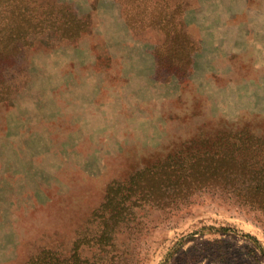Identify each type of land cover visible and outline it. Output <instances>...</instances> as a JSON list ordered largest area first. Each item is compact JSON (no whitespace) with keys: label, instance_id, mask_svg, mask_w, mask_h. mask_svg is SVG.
I'll list each match as a JSON object with an SVG mask.
<instances>
[{"label":"rangeland","instance_id":"1","mask_svg":"<svg viewBox=\"0 0 264 264\" xmlns=\"http://www.w3.org/2000/svg\"><path fill=\"white\" fill-rule=\"evenodd\" d=\"M135 5L158 13L141 23ZM135 5L0 0V53L30 16L86 23L0 64V264L68 254L111 181L202 129L264 132V0ZM136 215L133 264H264L263 218L220 197Z\"/></svg>","mask_w":264,"mask_h":264},{"label":"trees","instance_id":"2","mask_svg":"<svg viewBox=\"0 0 264 264\" xmlns=\"http://www.w3.org/2000/svg\"><path fill=\"white\" fill-rule=\"evenodd\" d=\"M117 1H132L134 5L137 2ZM135 6L133 15L142 14L141 23L144 20L149 24L158 13L153 11L154 7L146 15L144 7ZM168 9L166 3L160 10L168 12ZM174 10L170 14L175 15ZM52 13L58 14L59 10L54 9L48 14L49 19L28 18L37 30L9 32L12 44L0 53V64L15 59L25 46L32 41L47 39L48 35L56 40L78 38L85 21L72 14L65 19ZM49 24L53 28L48 27ZM173 35L177 36L176 33ZM3 83L4 80L0 79L1 88ZM194 136L178 147L161 152L154 161L144 162L120 179L111 181L103 203L91 214L95 229L88 235L78 233L68 254L50 248L41 249L26 264H133L128 259L130 250L135 248L131 246L134 239L130 238L144 227L137 212L146 207L170 210L188 205L203 195L220 197L264 220V132L255 133L246 127L235 130L204 128ZM85 251L88 257L83 255Z\"/></svg>","mask_w":264,"mask_h":264}]
</instances>
